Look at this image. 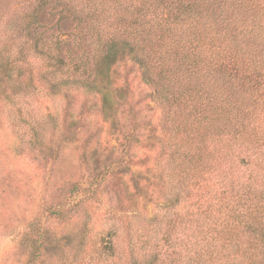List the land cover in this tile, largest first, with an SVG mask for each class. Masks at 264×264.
<instances>
[{"label": "trees", "instance_id": "obj_1", "mask_svg": "<svg viewBox=\"0 0 264 264\" xmlns=\"http://www.w3.org/2000/svg\"><path fill=\"white\" fill-rule=\"evenodd\" d=\"M46 12L82 27L86 47L63 52L48 39L40 21ZM124 60L150 90L157 119L142 116L129 90L116 85ZM79 94L94 96L87 104L129 159L146 149L155 163L136 171L122 157L100 180L72 184V207L119 176L122 208L130 176L135 190L143 182V194L157 193L162 211L145 223L168 245L176 236L179 264H264V0H0V130L10 133L14 155L48 157L62 168L83 125L59 104ZM100 150L107 151L93 156ZM176 207L185 213L170 218ZM73 210L62 203L52 215L64 221ZM118 222L107 255L120 264H157L155 252L141 259L137 251L151 250L150 234L139 249L148 229L136 235L132 218ZM31 228L26 248L64 253L69 234L43 223Z\"/></svg>", "mask_w": 264, "mask_h": 264}, {"label": "rangeland", "instance_id": "obj_2", "mask_svg": "<svg viewBox=\"0 0 264 264\" xmlns=\"http://www.w3.org/2000/svg\"><path fill=\"white\" fill-rule=\"evenodd\" d=\"M40 21L44 35L59 41L63 52L71 50L77 53L80 47H86L87 40L82 27L72 21H61L52 12L44 13ZM115 79L117 86L129 90L130 102L136 111L142 112V116L154 115V120L158 118L149 96L150 90L142 83L135 65L128 60L119 63ZM93 99L94 96L79 94L59 104L62 113L66 110L76 117L81 115L83 125L78 138L68 145L66 154L60 159L64 163L62 168L56 167L54 160L48 157H37L35 154L15 156L10 133L0 130V225L3 226L0 234V264H120L117 258L109 257L105 252V242L119 223V217L132 218L138 224L136 235H140L148 227L146 218L153 213H161L162 210L156 206L157 193L151 191L154 193V197L150 194L153 199L143 194L140 190L145 186L143 182L138 191L135 190L130 176L124 177L131 192L130 200L122 208L114 189L119 176L110 179L93 199L72 207L73 203L77 204L70 203L71 198L68 196L72 184L88 186L87 183L100 180L110 166H116L122 157L125 161L129 159V155L120 147L118 135L100 121L96 109H90L92 104L87 102L92 103ZM143 122H148V119ZM97 148H105L107 151L100 150L98 156L94 157L92 152ZM129 161L134 170L140 171L144 167L153 166L155 154L141 149L136 158H130ZM59 170L64 173L63 176L58 174L60 181L56 180ZM62 203H66L68 208H74V213L64 221L52 215L54 208ZM173 211L170 218H175L176 212L185 213L183 207H176ZM36 223L45 224L50 233L71 236L68 240L62 237L63 243H67V246L62 247L63 254H38L24 246V234L32 230L31 226ZM153 233L155 231L148 229L140 240L139 249L147 236H152L148 241L151 250H137L141 259H150L155 252L158 254L157 264H179L177 254H172L174 246H171L175 244L176 236H171L168 245L165 243L167 236L163 232L155 236Z\"/></svg>", "mask_w": 264, "mask_h": 264}]
</instances>
